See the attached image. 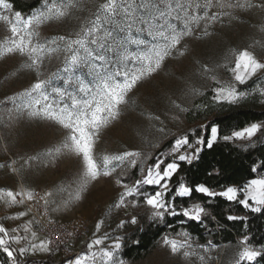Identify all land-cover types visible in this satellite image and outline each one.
<instances>
[{
  "label": "snow or ice",
  "instance_id": "6c2138e0",
  "mask_svg": "<svg viewBox=\"0 0 264 264\" xmlns=\"http://www.w3.org/2000/svg\"><path fill=\"white\" fill-rule=\"evenodd\" d=\"M87 7L84 0H46L42 10L25 16L15 9L12 0H0V24L6 30L0 42V57H23L24 69L35 74L30 87L6 98L13 105L8 119H26L58 127L62 132L58 146L43 155L58 160L71 154L80 166L75 190L61 203L53 199L52 191L41 194L27 185L17 190L0 187V203L22 209L2 218L18 222L14 226L0 222V253L6 257L0 264H26L23 258L28 255L58 251L62 234L54 238L41 236L42 228L54 223L51 214L69 210L74 202L85 198L91 183L105 179L111 180L118 189L105 215L110 216L112 210H124L128 218L121 219L111 232L102 231L105 219H98L86 251L68 259L66 264H125L119 255L124 237L116 233L126 224L139 223L136 210L141 206H146L150 213L148 219L155 223L171 227L167 218H180V231L164 235L161 241L171 255L183 258L185 264H210L218 246L211 239L198 242L183 226L193 222L208 230L206 219L215 217L200 202L184 205L177 201L200 194L209 202L222 198L252 213H264V161L253 162L251 172L256 175L243 185H224L220 190L205 182L188 181L180 175L182 165H196L201 153L220 141H245V150L254 148L264 137V121L251 122L230 134H222L215 122L201 123L173 134L166 154L129 148L98 155L97 146L101 134L121 118L130 94L166 60L184 56L187 40L212 35L211 29L216 24L239 20L241 12L254 9L264 12V0H102L90 15L81 19L78 30L41 38L42 25L61 22L74 10L84 12ZM231 54L232 61L217 65L231 74L227 81L219 78L215 69L201 65V72L213 84L212 105H238L253 93L264 103V86L256 83L251 89L242 88L254 78L264 81V59L247 48L232 50ZM52 60L60 64L56 71L46 74L45 63ZM80 68H86L91 79L76 75ZM58 78L62 79V86L54 83ZM191 92L203 95L196 88ZM173 107L177 111L171 120L181 122L182 114L194 115L210 106L193 104L189 108L173 101ZM147 119L156 122L157 133L167 134L168 129L159 115L148 113ZM149 146L159 148V144ZM39 158L30 156L24 159V165L30 166ZM15 164L13 160L0 167H7L15 174L19 171ZM134 170L139 175L129 182V174ZM34 207L40 218L32 214ZM42 219L46 225H42ZM226 219L246 221L247 217L229 214ZM261 257H264V245L252 246L246 234L239 241L232 264H258Z\"/></svg>",
  "mask_w": 264,
  "mask_h": 264
},
{
  "label": "rangeland",
  "instance_id": "374dc122",
  "mask_svg": "<svg viewBox=\"0 0 264 264\" xmlns=\"http://www.w3.org/2000/svg\"><path fill=\"white\" fill-rule=\"evenodd\" d=\"M45 2L46 0L30 14L42 10ZM101 2L102 0H84L88 6L84 12L74 10L61 22L42 25L40 28L41 38L69 34L78 30L81 19L90 15L95 5ZM239 16V20H226L224 24H216L211 29L212 35L210 36L203 39L187 40L184 56L177 55L174 58H169L156 73L144 80L130 94L129 103L123 107L121 118L113 122V125L101 134L97 154L129 148L141 149L154 154L160 152L166 154L169 148H163L166 143L172 142L173 134H180L188 128L197 126L199 121H189V116H194L192 112L182 114L181 122L172 121L171 116L177 111L173 107V101L191 108L193 104L204 105L205 101H201V99L207 95V92H210L208 98L211 99L213 84L201 72V65L215 69L216 75L227 81L231 78V74L223 68H218L217 65L225 63L226 60L232 61V50L247 48L258 58L264 59V12L254 9L250 12H241ZM5 35V27L0 24V42L3 41ZM23 62L24 58L20 56L0 57V165H7L15 160L14 167L19 169L17 173L13 174L7 167H0V187L17 190L20 186L27 185L34 189L52 191L53 199L57 203H61L68 198L70 192L75 190L80 168L79 163L71 154H65L58 160L43 155L48 149L58 146L62 138L61 130L58 127L48 126L44 122L26 119L9 121L8 119L9 109L13 105L6 102V98L23 91L34 82L35 74L24 69ZM59 64L58 60H52L50 63L46 61L45 73L56 71ZM64 75L61 73V76ZM76 75L91 79L86 68L76 70ZM54 83L57 86H62V79L58 78ZM256 83L264 86V81H256L254 78L247 89L255 87ZM193 88L199 89L203 95L192 94ZM148 113L161 117L168 129L167 134L155 131L156 122L147 119ZM150 143L159 144V148L150 147ZM30 156H39L40 158L32 161L30 166L24 165V159ZM138 175L139 173L135 170L130 173L129 182ZM61 189H65V191H61ZM117 193L118 189L111 180L93 182L89 185V191L83 200L74 202L69 210L51 214V217L69 222L89 220L92 224V234L97 220L104 218L106 226L102 231L111 232L121 219L128 218L124 210H112L110 216L105 215ZM19 210L22 209L9 208L0 203V222L6 223L9 227L14 226L18 222L3 221L2 218ZM136 212L139 218L148 219L150 214L146 206H141ZM148 221L150 220L148 219ZM127 225L129 224H126L116 234L124 237ZM86 243L87 241L79 244L82 246L81 253L86 251ZM216 245L218 247L212 253L214 259L210 264H232L239 248V242ZM119 255L122 259L120 253ZM35 259H46L66 264L57 251L28 255L23 258V261L26 264H34L29 263V260ZM124 261L125 264H185L183 258L171 255L161 242L146 258L136 262Z\"/></svg>",
  "mask_w": 264,
  "mask_h": 264
},
{
  "label": "trees",
  "instance_id": "16d2710c",
  "mask_svg": "<svg viewBox=\"0 0 264 264\" xmlns=\"http://www.w3.org/2000/svg\"><path fill=\"white\" fill-rule=\"evenodd\" d=\"M44 0H12L16 10L23 15L30 14L37 9ZM248 85L242 86L247 89ZM210 92L201 101H205L210 107L203 111H196L189 121L201 123L215 122L220 125L222 134H230L233 130H239L251 122L264 121V103L260 102L258 94L253 93L245 101L238 105L213 106L209 96ZM198 124V125H199ZM196 127V126H195ZM247 142H223L220 141L212 149H205L201 153V160L194 166L182 165L181 176H185L191 182H205L216 190L224 185H243L256 173L251 172L253 162L264 161V137H261L254 148L245 150ZM171 142L165 144L163 149H168ZM218 171V175L215 173ZM213 173V175H209ZM137 177V176H135ZM134 177V178H135ZM178 178V177H177ZM147 187V186H146ZM151 190V189H149ZM200 202L204 204L209 213L215 219L207 218L208 230L203 226L189 222L183 227L192 233L200 242L211 239L214 244L238 243L244 235L250 237L252 246L259 248L264 245V213H252L238 204H230L222 198H216L209 202L200 194H194L191 199L178 200V204L190 205ZM246 216V221H229L227 215ZM180 218L168 217L166 223H155L147 218H139L136 225L129 224L125 228L124 245L121 248V257L130 262H136L146 258L155 250L166 234H175L180 231ZM245 224L247 225L245 229ZM139 241V243H134ZM6 257L0 253V261ZM29 263L60 264L50 260H29ZM258 264H264V257L258 258Z\"/></svg>",
  "mask_w": 264,
  "mask_h": 264
},
{
  "label": "built area",
  "instance_id": "2783aa9c",
  "mask_svg": "<svg viewBox=\"0 0 264 264\" xmlns=\"http://www.w3.org/2000/svg\"><path fill=\"white\" fill-rule=\"evenodd\" d=\"M22 187V186H20ZM19 187V188H20ZM41 194L44 190L35 189ZM37 214V209L33 208V213ZM37 218H40L37 214ZM50 218L54 221L51 225H46V220L42 219V225H46L41 230V236L51 235L54 236L56 234H62L63 242L59 244V250L57 251L60 254V257L67 261L68 259L74 258L76 255L81 253L79 248H76L78 244L85 243L91 238L92 235V224L89 220H75V221H61L56 220L50 216ZM71 232L72 235L69 236L67 233ZM56 245H53L55 248Z\"/></svg>",
  "mask_w": 264,
  "mask_h": 264
},
{
  "label": "crops",
  "instance_id": "0c3cea01",
  "mask_svg": "<svg viewBox=\"0 0 264 264\" xmlns=\"http://www.w3.org/2000/svg\"><path fill=\"white\" fill-rule=\"evenodd\" d=\"M81 247H82V246H81V245L79 246V244L76 246V248H79L80 250H81Z\"/></svg>",
  "mask_w": 264,
  "mask_h": 264
}]
</instances>
